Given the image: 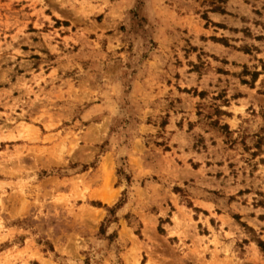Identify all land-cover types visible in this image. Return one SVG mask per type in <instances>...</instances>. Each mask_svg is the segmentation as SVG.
<instances>
[{"label": "clouds", "instance_id": "clouds-1", "mask_svg": "<svg viewBox=\"0 0 264 264\" xmlns=\"http://www.w3.org/2000/svg\"><path fill=\"white\" fill-rule=\"evenodd\" d=\"M0 264H264V0H0Z\"/></svg>", "mask_w": 264, "mask_h": 264}]
</instances>
